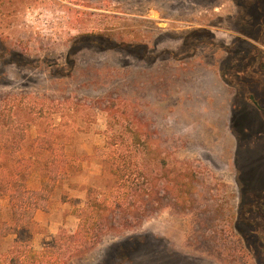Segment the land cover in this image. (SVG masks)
Returning <instances> with one entry per match:
<instances>
[{
	"label": "rangeland",
	"instance_id": "374dc122",
	"mask_svg": "<svg viewBox=\"0 0 264 264\" xmlns=\"http://www.w3.org/2000/svg\"><path fill=\"white\" fill-rule=\"evenodd\" d=\"M261 16L264 0H0V129L64 172L0 254L74 233L121 152L160 191L159 210L68 264H264V72L249 80L264 60L249 38L264 36ZM88 37L92 49L73 53ZM44 182L34 172L26 189Z\"/></svg>",
	"mask_w": 264,
	"mask_h": 264
},
{
	"label": "trees",
	"instance_id": "16d2710c",
	"mask_svg": "<svg viewBox=\"0 0 264 264\" xmlns=\"http://www.w3.org/2000/svg\"><path fill=\"white\" fill-rule=\"evenodd\" d=\"M90 38L76 41L73 53L84 48L92 49ZM140 48L147 53L145 46ZM25 141L24 133L15 134L8 128L0 129V202L7 199V219L0 223V240L15 235L21 229L32 228L34 213L46 209L49 196L45 190L64 175L60 168L53 165V153L38 152V149H43L39 146L26 152L21 147ZM34 143L35 139H30L29 147L32 148ZM117 154L120 162L113 161L108 168L113 186L105 192L93 188L87 190L84 207L74 212L78 219L74 233L60 230L40 250L19 245L13 252L9 250V253L0 254V264H68L72 258L83 257L94 249L107 230L134 228L156 213L159 210L156 197L160 191L154 192L153 188L145 187L144 183L133 178L139 169H130L123 160V154ZM24 160L32 163L23 165ZM37 161L45 163L39 165ZM34 172L45 182L37 191L29 193L26 184ZM166 188L169 187L166 185ZM166 193H169L168 190Z\"/></svg>",
	"mask_w": 264,
	"mask_h": 264
},
{
	"label": "flooded vegetation",
	"instance_id": "af4514ba",
	"mask_svg": "<svg viewBox=\"0 0 264 264\" xmlns=\"http://www.w3.org/2000/svg\"><path fill=\"white\" fill-rule=\"evenodd\" d=\"M234 3H236V5L238 6V7H241V8H244V7H261V0H234ZM258 5H257V4ZM263 17L264 16H261V19H263ZM251 18V17H250ZM262 24H264V22L262 23ZM261 24V25H262ZM254 28V27H253ZM252 28V29H253ZM262 37V38H261ZM252 41H253V46H251L252 47V49H254V51L255 52H257V50H256V47H257V45L259 44V46H260V44H262L263 43V45H261V46H264V36L262 35V36H257V34H254L253 36H251V37H249ZM261 71H263L264 72V60H262L258 65H257V67H256V69H254V71H253V75L254 76H252V77H250L249 78V80L251 79V81H254L255 80V77H256V74L258 73V72H261ZM230 84V83H229ZM263 114H264V112H263Z\"/></svg>",
	"mask_w": 264,
	"mask_h": 264
},
{
	"label": "crops",
	"instance_id": "0c3cea01",
	"mask_svg": "<svg viewBox=\"0 0 264 264\" xmlns=\"http://www.w3.org/2000/svg\"><path fill=\"white\" fill-rule=\"evenodd\" d=\"M20 231V230H19Z\"/></svg>",
	"mask_w": 264,
	"mask_h": 264
}]
</instances>
